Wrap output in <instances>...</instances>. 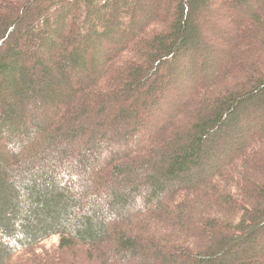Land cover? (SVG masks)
Masks as SVG:
<instances>
[{"label": "trees", "instance_id": "16d2710c", "mask_svg": "<svg viewBox=\"0 0 264 264\" xmlns=\"http://www.w3.org/2000/svg\"><path fill=\"white\" fill-rule=\"evenodd\" d=\"M263 236L264 0H0V264H264Z\"/></svg>", "mask_w": 264, "mask_h": 264}, {"label": "rangeland", "instance_id": "374dc122", "mask_svg": "<svg viewBox=\"0 0 264 264\" xmlns=\"http://www.w3.org/2000/svg\"><path fill=\"white\" fill-rule=\"evenodd\" d=\"M146 2H147V0H145ZM256 2L255 1H253V2H250L249 3V5L251 6V7H256ZM150 6H153L154 7V5L151 3L150 4ZM217 11H218V8H217ZM238 15H237V17L238 18H240V20H241V24L245 27L247 24H248V22L246 21L247 19H248V14H246V13H237ZM209 16H208V19H210V20H212V21H215V23L219 26V27H221V28H227L226 29V31H227V33L225 32V34H224V36H216V40L214 41L215 43L217 42H219V40H221V38L222 37H225V35L227 36H232L233 35V33H234V25H233V21L231 20V17H227V16H225L222 12H220V14H217L216 12H212V13H210V14H208ZM245 21V22H244ZM208 29V30H211V25H208L207 23L205 24V27H204V29ZM222 44V43H221ZM214 60V64L216 65V66H214V67H221L222 66V64H224L225 63V61H226V58H224L223 56L221 57V56H218V55H216L214 58H213ZM193 84H194V82L190 85V83H187L185 86H186V88H185V90H182L183 91V93H182V95H185L186 94V91H188L189 89H190V87L192 86L193 87ZM190 85V86H189ZM178 106H179V102L178 103H176V105H175V108L174 109H176V110H178L177 108H178ZM176 110H174V112L176 111ZM174 112L172 113V114H174ZM154 114V113H153ZM159 114V113H158ZM154 115H156V116H154ZM151 118H149L148 120H150L149 121V123H148V127H150L149 128V131H151L152 130V127L150 126V125H152V123H154L156 120H163V119H165V115L164 114H160V115H157V114H154ZM164 116V117H163ZM263 121L261 120V119H259L258 121H255V123H254V125H258V124H263L262 123ZM253 124V123H252ZM147 127V128H148ZM258 128V127H257ZM243 139V138H242ZM243 141L245 142V139H243ZM57 244H58V236H51V237H49L48 239H46V240H44L43 242H41V244H40V247L43 249V250H46V251H53L56 247H57ZM259 245H260V247H264V236L263 237H261V239L259 240ZM257 247H259V246H257ZM264 249V248H263ZM250 253V252H249ZM69 255L70 256H65L66 257V259L64 260V262H62V264H69V263H72V264H78V261L79 260H74V259H72V258H75V257H73V254L72 253H69ZM72 257V258H71ZM63 259V258H62ZM76 259V258H75ZM103 263V261L102 262H100V264H102ZM80 264H86V262L85 263H80ZM91 264V263H90ZM92 264H99V261L96 259ZM104 264V263H103ZM155 264H158V263H155Z\"/></svg>", "mask_w": 264, "mask_h": 264}]
</instances>
